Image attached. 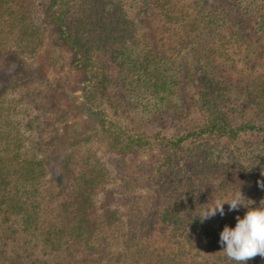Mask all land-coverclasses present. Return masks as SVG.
Here are the masks:
<instances>
[{"label":"trees","instance_id":"16d2710c","mask_svg":"<svg viewBox=\"0 0 264 264\" xmlns=\"http://www.w3.org/2000/svg\"><path fill=\"white\" fill-rule=\"evenodd\" d=\"M236 2L241 9L225 0H0V264H235L223 253L220 233L235 228L236 218L202 222L200 202L208 197L195 185L230 162L264 172V149L242 141L264 133V122L234 125L230 116L264 114V76L250 81L233 57L245 46L248 65L263 59L259 42L246 35L245 17L254 16L264 39V0ZM46 45L66 53L80 73V110L110 152L127 156L157 145L169 163L186 152L188 171L204 181L176 175L174 187L169 182L159 193L171 202L145 217L138 207L121 209L106 188L107 168L88 158L78 163L68 154L61 172L51 174L38 137L41 116L31 115L42 108L4 106L7 95L34 80ZM185 101L202 125L153 142L108 110L149 123L178 114ZM226 137L238 150L229 157L213 142ZM158 231L164 246H155ZM247 264H264V257Z\"/></svg>","mask_w":264,"mask_h":264},{"label":"rangeland","instance_id":"374dc122","mask_svg":"<svg viewBox=\"0 0 264 264\" xmlns=\"http://www.w3.org/2000/svg\"><path fill=\"white\" fill-rule=\"evenodd\" d=\"M225 1L232 9H241L237 7L236 0ZM245 18V31L247 32L245 34L250 39L253 37L254 42H259L264 56V39L257 34L255 18L254 16ZM247 48L245 46L238 48L233 57L237 68L243 71V75L257 83L264 76V57L263 59L258 56L253 57L255 63L248 65ZM3 58L4 55L0 54V70L4 67ZM69 61L70 58L66 53L55 52L53 54L46 45L44 52L35 63L38 73L34 76V80L7 95L4 104L5 107H17V110L25 107L42 108L40 111H31V115L32 117L41 116V120L37 121L41 128L38 129L40 130L38 137L43 143L51 174L61 172L58 166L68 154L72 153L78 163L88 158L107 168L110 175L106 188L114 193L115 201L121 209L128 212L129 206L138 207L145 217L172 200L171 197L162 198L159 193L168 188L169 182L170 186L174 187L176 175L189 176L191 174V177L199 180L197 182L204 181L203 176L188 171L193 169L185 164L183 158L187 155L186 152H181L179 157L174 158L170 163L168 152L157 145L127 156L110 152L100 134L99 127L80 110L79 106L83 99L81 75L78 71L70 69ZM108 110L115 120H120L132 132L143 133L150 137L152 142L156 141L157 136L176 138L191 133L196 126L202 125L201 117L190 101L184 102L178 114L158 117L149 123L137 122L135 117L133 119L132 116H126L123 112L117 113L115 108H108ZM230 116L234 125L247 121L264 122V114L254 116L247 110L232 111ZM242 141L244 147L248 149H264V133L246 134ZM213 142L220 148L225 147L224 154L226 157L230 156L234 146L227 137ZM230 163L227 164L228 167L220 166L217 174L211 180H206L205 184L195 185L203 189V197H208L207 202L203 201L200 204L205 206L215 199L231 198L232 194L240 189L245 198L253 202H247L249 206L258 208L260 202L264 200V190L258 184L259 181L264 180V175H262L264 172L258 167L245 166L238 162V165H233L234 162ZM208 194L211 196L209 197ZM46 206L49 210L54 207L53 197L47 200ZM224 209L226 214L223 217L218 213L213 218L216 224L236 218L243 211L246 213L249 210L241 207L239 211L230 212L227 204L224 205ZM155 236L157 240L155 246L160 247L167 243L163 239L166 237L163 232L159 234L158 231Z\"/></svg>","mask_w":264,"mask_h":264},{"label":"clouds","instance_id":"9594fccd","mask_svg":"<svg viewBox=\"0 0 264 264\" xmlns=\"http://www.w3.org/2000/svg\"><path fill=\"white\" fill-rule=\"evenodd\" d=\"M264 175V173H262ZM259 187L264 190V180L258 182ZM247 202L244 194L236 191L231 198L215 199L211 203L203 206L204 210L200 215L203 222L218 213L224 216V205H229V211H239L241 207L248 208L243 218L236 217L235 228L225 226L220 233V244L224 247L223 253L235 264H247V262L257 256L264 257V200L260 202V207L252 208Z\"/></svg>","mask_w":264,"mask_h":264}]
</instances>
